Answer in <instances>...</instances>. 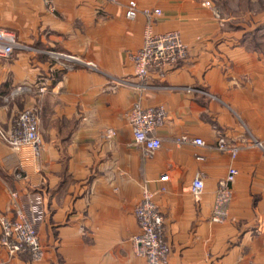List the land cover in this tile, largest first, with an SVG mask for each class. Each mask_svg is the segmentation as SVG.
Returning <instances> with one entry per match:
<instances>
[{"label": "crops", "instance_id": "0c3cea01", "mask_svg": "<svg viewBox=\"0 0 264 264\" xmlns=\"http://www.w3.org/2000/svg\"><path fill=\"white\" fill-rule=\"evenodd\" d=\"M136 2L161 10L154 32L178 30L187 46L185 58L149 70L142 91L129 53L145 18L127 19L126 0H0V27L22 46L0 57V126L38 106L40 138L34 162L0 140V211L27 212L44 250L33 262L0 245V264H146L131 242L143 187L163 217L167 264H264V0ZM136 103L167 113L149 156L126 119ZM221 140L238 148L234 158L215 148ZM230 166L228 217L213 222Z\"/></svg>", "mask_w": 264, "mask_h": 264}, {"label": "built area", "instance_id": "2783aa9c", "mask_svg": "<svg viewBox=\"0 0 264 264\" xmlns=\"http://www.w3.org/2000/svg\"><path fill=\"white\" fill-rule=\"evenodd\" d=\"M110 1L117 2L118 0ZM204 3L208 4V1ZM138 14L145 18L142 44L137 50L129 53V57L133 62L134 76L137 80L131 85L136 90L142 91L147 88L149 70H160L185 58L187 46L182 41L178 30L166 32L152 30L154 20L161 14L159 8H139L136 0H126L125 17L134 20ZM18 47L22 46L17 41L14 32L0 27V57H8ZM121 82L127 83L124 80ZM166 116V110L161 105L143 107L140 103H136L126 112V119L133 131L134 142L142 148L144 156H149L160 147L161 140L153 132L164 124ZM38 121L39 108L31 106L21 110L14 117L8 129L0 126L1 142L17 150L22 161L34 162L39 156ZM108 133L113 135L112 130H108ZM185 142L199 146L205 145L201 138L189 139L187 136H180L177 139V143ZM257 145L260 143L257 142ZM215 148L230 152L232 158L238 152L236 146L222 140ZM20 175V172H17V177H21ZM236 175L237 169L230 166L225 177L218 183L211 212L213 222H223L228 217L233 196L231 185ZM159 180L166 182L168 174L162 173ZM203 188L201 177L196 176L189 186V192L195 200H198ZM161 190L163 191L165 188L162 187ZM15 195V192L11 193L12 197ZM15 214L14 218H9L0 211L1 247L8 256L26 253L33 262L41 261L44 257V250L33 221L29 214L21 208L16 207ZM133 214L138 225V232L131 237L135 255L143 258L146 264H167L168 247L163 235V217L154 200V192L143 187L142 195L134 205Z\"/></svg>", "mask_w": 264, "mask_h": 264}, {"label": "rangeland", "instance_id": "374dc122", "mask_svg": "<svg viewBox=\"0 0 264 264\" xmlns=\"http://www.w3.org/2000/svg\"><path fill=\"white\" fill-rule=\"evenodd\" d=\"M23 109H24V108H23ZM23 109H21V110H23ZM21 110H19V112H20ZM19 112H18V113H19ZM18 113H17V114H18ZM17 114H16V116H17ZM16 116H15V117H16ZM20 254H21V253H20ZM24 254H26V253H24ZM26 255H28V254H26ZM28 256H29V255H28ZM9 257H13V256H9ZM29 258H30V256H29ZM30 259H31V258H30Z\"/></svg>", "mask_w": 264, "mask_h": 264}]
</instances>
